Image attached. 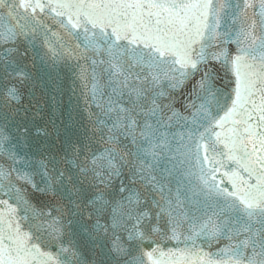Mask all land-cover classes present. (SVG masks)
Here are the masks:
<instances>
[{
    "label": "snow or ice",
    "instance_id": "6c2138e0",
    "mask_svg": "<svg viewBox=\"0 0 264 264\" xmlns=\"http://www.w3.org/2000/svg\"><path fill=\"white\" fill-rule=\"evenodd\" d=\"M0 264H264V0H0Z\"/></svg>",
    "mask_w": 264,
    "mask_h": 264
}]
</instances>
